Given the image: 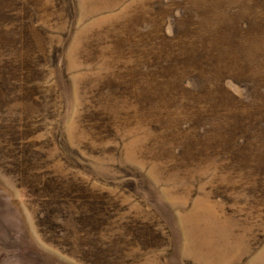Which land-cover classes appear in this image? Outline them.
I'll use <instances>...</instances> for the list:
<instances>
[{
	"label": "rangeland",
	"instance_id": "rangeland-1",
	"mask_svg": "<svg viewBox=\"0 0 264 264\" xmlns=\"http://www.w3.org/2000/svg\"><path fill=\"white\" fill-rule=\"evenodd\" d=\"M261 2L226 7L264 77ZM0 7V264H264V108L227 139L198 0Z\"/></svg>",
	"mask_w": 264,
	"mask_h": 264
},
{
	"label": "trees",
	"instance_id": "trees-1",
	"mask_svg": "<svg viewBox=\"0 0 264 264\" xmlns=\"http://www.w3.org/2000/svg\"><path fill=\"white\" fill-rule=\"evenodd\" d=\"M198 2L200 6L202 5L205 14L198 13L194 24H197L195 29L200 32L202 38H205L204 40L212 43L211 46L213 51L210 54V64L212 65V70L209 71H214L216 74H224L222 72L223 68L221 64H225L229 71H231L229 74L237 75L232 79H234L244 90L242 97H236L230 92H226V96H228L227 100H230L229 105L231 108H235L234 110H236L237 113L233 112L228 115V113H226L227 108L224 107L225 109H221L222 112L221 110L219 111L220 116H218L219 114L217 113L218 117H216L218 120L224 121L229 125L227 131L228 133L226 131L224 133L228 134V140H234L236 137L233 135V132H237V127L232 128L229 121H227L231 117H234L232 116L233 114L240 115V119L243 120L238 124L244 123V121H263V118L255 117L257 114H255L254 111H256L257 108L255 110L254 108L258 106H260L258 108H264V87L262 86L264 77L256 66L255 61H253L254 59L252 57V50L244 44H240L239 42L237 44L234 42L235 40L237 41V39H240V36L243 33V36L250 34L248 33V30L243 29L241 34L236 36L234 29L238 30V27L236 28L235 26H231V24L235 25V20L239 18V14L237 12L229 11L230 7H226L227 0H198ZM259 7L263 9L264 13V2H261ZM0 12H2L1 7ZM263 13L260 10V12L257 13V16L253 18V26L249 27L254 28L261 26V28L264 30ZM204 24L209 25L210 29L207 28L208 30H205L206 27ZM214 26L216 29H214L212 32V27L214 28ZM231 36L235 37V39L233 40ZM248 40L250 39L248 38ZM233 98L239 103L243 102L242 106L247 110V112H239L240 108L233 106V101L231 100ZM250 107L253 111V114L251 111H249ZM225 115H227V117H225ZM241 126L239 127L241 132L239 133H241L242 138L247 139L250 137L253 139L259 137V134L264 135V129H262V127H257L254 124H250L248 126L250 128L248 133V130L242 128ZM213 129L215 128L211 126V130Z\"/></svg>",
	"mask_w": 264,
	"mask_h": 264
}]
</instances>
